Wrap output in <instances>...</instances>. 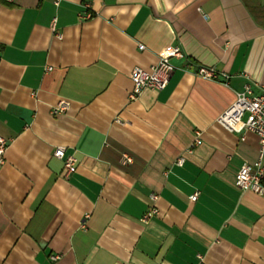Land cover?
<instances>
[{"label": "crops", "instance_id": "1", "mask_svg": "<svg viewBox=\"0 0 264 264\" xmlns=\"http://www.w3.org/2000/svg\"><path fill=\"white\" fill-rule=\"evenodd\" d=\"M249 1L0 0V264H264V194L235 183L259 136L217 121L264 85ZM177 43L167 86L132 99V69Z\"/></svg>", "mask_w": 264, "mask_h": 264}, {"label": "built area", "instance_id": "2", "mask_svg": "<svg viewBox=\"0 0 264 264\" xmlns=\"http://www.w3.org/2000/svg\"><path fill=\"white\" fill-rule=\"evenodd\" d=\"M55 4H59L63 0H52ZM87 7L88 0H81ZM88 15L90 13L88 12ZM55 28V21L53 22ZM61 36V33H58ZM144 45L140 44V48ZM176 59L186 60L187 53L180 44H171L164 48L156 63L152 64L149 69L135 66L131 71V79L133 88L130 92L132 99L137 98L145 88H154L161 90L165 88L169 82L171 73L177 67ZM195 74L209 79H227L228 74L219 73L214 67L199 65L196 67ZM67 102L61 101L53 108L54 113H59L67 108ZM217 121L227 129L243 134L246 131L255 132L259 136L260 152L254 162H243L236 173L235 183L243 191L252 190L259 194H264V85L248 81L243 89L236 92L234 101L217 117ZM202 140L196 136L191 148L200 144ZM9 144L8 138L0 134V164L5 162V152ZM53 155L64 161L66 174L75 170L76 157L73 153H68L66 146L58 145L53 150ZM124 160L130 162L132 157L124 154ZM183 157H179L177 162L182 164ZM198 192L192 194V199H196ZM153 201L150 209L142 217L143 221H147L150 217L158 212L155 201L158 198L156 193L151 194ZM58 256L54 255L56 259Z\"/></svg>", "mask_w": 264, "mask_h": 264}, {"label": "trees", "instance_id": "3", "mask_svg": "<svg viewBox=\"0 0 264 264\" xmlns=\"http://www.w3.org/2000/svg\"><path fill=\"white\" fill-rule=\"evenodd\" d=\"M248 3V7L250 8L251 12L255 16L257 20H260L261 17L264 16V9L263 6L260 4L259 0H250Z\"/></svg>", "mask_w": 264, "mask_h": 264}]
</instances>
